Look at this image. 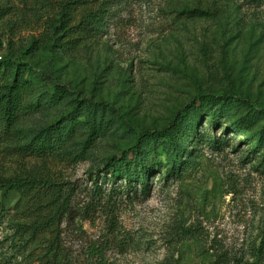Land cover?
I'll list each match as a JSON object with an SVG mask.
<instances>
[{
  "label": "rangeland",
  "instance_id": "374dc122",
  "mask_svg": "<svg viewBox=\"0 0 264 264\" xmlns=\"http://www.w3.org/2000/svg\"><path fill=\"white\" fill-rule=\"evenodd\" d=\"M113 2L114 17L102 38L61 54L44 39L52 13L42 2L0 0V58L24 63L40 87L58 84L70 99L103 102L119 117L118 128L97 140L91 159L66 164L10 149L0 152V177L51 176L82 200L81 192L91 187L90 170L132 146L136 132L167 126L203 93L231 91L264 107V2L257 8L240 0ZM194 10L204 15L189 17L186 12ZM68 108L67 102L48 107L20 128L47 126ZM200 132L227 144L220 151L196 147L197 159L176 180L165 183L152 173L148 197L122 198L113 236L105 234L98 214L83 224L84 233H68L71 264H97L87 245L103 234L102 264L252 262L264 229V163L240 133L211 125Z\"/></svg>",
  "mask_w": 264,
  "mask_h": 264
},
{
  "label": "trees",
  "instance_id": "16d2710c",
  "mask_svg": "<svg viewBox=\"0 0 264 264\" xmlns=\"http://www.w3.org/2000/svg\"><path fill=\"white\" fill-rule=\"evenodd\" d=\"M38 1L52 13L45 20L44 39L51 40L52 49L61 54L76 51L85 41L101 39L114 17L113 0ZM240 1L253 8L264 2ZM186 13L189 17L204 15L195 10ZM3 14L0 10V16ZM38 81L24 63L0 59V152L11 149L16 155L66 164L91 159L97 140L118 128V115L103 102L70 99L63 86L49 82L40 87ZM66 102L69 108L53 123L35 130L20 128L28 117ZM210 125L240 133L249 148L254 143L253 153L264 163V107L231 91L220 95L206 92L167 126L136 132L132 146L90 170L91 187L81 192L82 200L68 183L51 176L0 177V264H71L68 233H84L83 224L91 223L98 214L105 234L113 236L118 230L115 211L122 198L148 197L152 173L168 183L195 162L196 147L222 150L226 139L211 140L208 134H200ZM107 237L103 234L87 245L90 260L97 264L106 261L107 242L103 240ZM237 264H264V229L252 262Z\"/></svg>",
  "mask_w": 264,
  "mask_h": 264
},
{
  "label": "built area",
  "instance_id": "2783aa9c",
  "mask_svg": "<svg viewBox=\"0 0 264 264\" xmlns=\"http://www.w3.org/2000/svg\"><path fill=\"white\" fill-rule=\"evenodd\" d=\"M1 59V58H0Z\"/></svg>",
  "mask_w": 264,
  "mask_h": 264
}]
</instances>
